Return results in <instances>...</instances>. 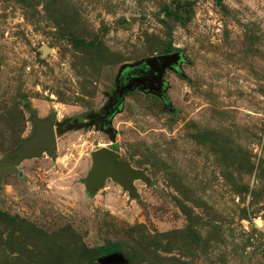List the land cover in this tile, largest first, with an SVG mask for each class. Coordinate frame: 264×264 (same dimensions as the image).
I'll list each match as a JSON object with an SVG mask.
<instances>
[{"label": "rangeland", "instance_id": "obj_1", "mask_svg": "<svg viewBox=\"0 0 264 264\" xmlns=\"http://www.w3.org/2000/svg\"><path fill=\"white\" fill-rule=\"evenodd\" d=\"M178 51L166 99L127 66ZM55 127L54 155L5 157ZM109 148L141 170L131 193L87 181ZM0 264H264V0H0Z\"/></svg>", "mask_w": 264, "mask_h": 264}, {"label": "water", "instance_id": "obj_2", "mask_svg": "<svg viewBox=\"0 0 264 264\" xmlns=\"http://www.w3.org/2000/svg\"><path fill=\"white\" fill-rule=\"evenodd\" d=\"M182 55L180 52L175 51L172 53L153 55L145 58L142 62L145 63L149 68H153L154 64H158L159 69L158 73L155 76L154 83H158L156 86L149 87V91L161 95L159 91L161 90L160 84L161 77L165 70L167 69H177ZM141 62V63H142ZM127 66L125 68H131ZM136 86H133L132 83L127 84L119 91V97L123 99L124 95L135 90ZM33 129L35 135L29 140L21 144V146L14 151L8 152L6 158L10 156L14 157L11 162V168H14V165L20 160L28 156H38L42 152L46 151L49 155H54V149L56 147V130L55 127L61 128L65 120L61 122L56 121L54 116L47 119H40L36 112H32L31 116ZM91 122L85 123L79 121L77 118H73V127L82 128L91 125ZM92 166L87 178V181L91 182L92 185L100 187L104 184L108 176H112L114 180L118 181L125 188H129L131 193L135 192V187L132 183V179L142 178L143 172L141 170H134L129 168V165L126 161L119 158V154L115 151L101 147L95 150L92 153ZM8 161L0 162L1 165H7ZM101 262L103 264H119L122 262V256L118 251H114L108 254L101 256Z\"/></svg>", "mask_w": 264, "mask_h": 264}, {"label": "flooded vegetation", "instance_id": "obj_3", "mask_svg": "<svg viewBox=\"0 0 264 264\" xmlns=\"http://www.w3.org/2000/svg\"><path fill=\"white\" fill-rule=\"evenodd\" d=\"M158 69H159L158 64H154L153 68L151 69L143 62L135 67L123 69L117 77V80L115 82V94L113 97L110 98L106 111L103 114L98 115L96 117H89L88 120H81V122H85V123L91 122L92 124L88 126L97 125L100 126L102 129L110 128L112 117L116 112L120 110V106L122 105L125 96L133 93L137 89L150 92L149 87H153V85L156 86L158 84L156 82L154 83L153 81L154 79H156L155 76L158 73L157 72ZM167 70H165L162 77L160 78L162 83L160 84L161 90L159 91V93L161 95L155 94L156 96L162 98L163 100L166 99L164 75ZM129 83H132L133 86H136L135 90L125 94L123 96L124 98L121 99L119 97L118 90L122 89L124 86H126ZM64 124L62 125V127L64 126Z\"/></svg>", "mask_w": 264, "mask_h": 264}, {"label": "trees", "instance_id": "obj_4", "mask_svg": "<svg viewBox=\"0 0 264 264\" xmlns=\"http://www.w3.org/2000/svg\"><path fill=\"white\" fill-rule=\"evenodd\" d=\"M94 250L97 252L98 256H103L105 254L118 251L119 246L114 243H105L94 247Z\"/></svg>", "mask_w": 264, "mask_h": 264}]
</instances>
